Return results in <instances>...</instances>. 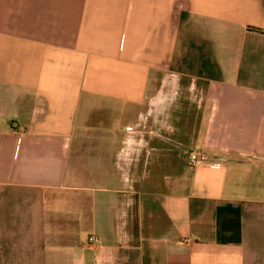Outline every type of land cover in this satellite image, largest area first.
Here are the masks:
<instances>
[{
	"label": "crops",
	"instance_id": "0c3cea01",
	"mask_svg": "<svg viewBox=\"0 0 264 264\" xmlns=\"http://www.w3.org/2000/svg\"><path fill=\"white\" fill-rule=\"evenodd\" d=\"M0 264H264V0H0Z\"/></svg>",
	"mask_w": 264,
	"mask_h": 264
},
{
	"label": "rangeland",
	"instance_id": "374dc122",
	"mask_svg": "<svg viewBox=\"0 0 264 264\" xmlns=\"http://www.w3.org/2000/svg\"><path fill=\"white\" fill-rule=\"evenodd\" d=\"M137 121H138V123L142 122L139 118ZM169 138H170V146L168 147L169 148L168 150L170 152H174V153L179 154V155L181 154V156H183L182 152L184 151V149H187L186 148L187 146L185 145V146H183V150H182V144L181 143L184 142L183 138H180L176 135H171V136H169ZM171 143H172V145H171ZM180 158H182V157H180ZM182 161H183V158H182ZM176 163H179V162L169 160V166H170V172L169 173H171L172 171L175 170V169L174 170H172V169L175 168ZM149 178H150V176L145 175V176H141L140 178L138 177L137 179L140 181H144V180H149ZM161 178H164V177L162 176Z\"/></svg>",
	"mask_w": 264,
	"mask_h": 264
},
{
	"label": "built area",
	"instance_id": "2783aa9c",
	"mask_svg": "<svg viewBox=\"0 0 264 264\" xmlns=\"http://www.w3.org/2000/svg\"><path fill=\"white\" fill-rule=\"evenodd\" d=\"M189 160L192 164L200 163L201 165H206V166L211 164V162L207 160L206 156L198 151H191L189 153ZM212 166L218 167L219 165L214 163L212 164ZM90 241H94V238L90 237Z\"/></svg>",
	"mask_w": 264,
	"mask_h": 264
}]
</instances>
